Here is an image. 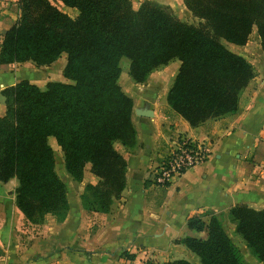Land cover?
<instances>
[{
	"label": "trees",
	"instance_id": "1",
	"mask_svg": "<svg viewBox=\"0 0 264 264\" xmlns=\"http://www.w3.org/2000/svg\"><path fill=\"white\" fill-rule=\"evenodd\" d=\"M60 1L76 13L49 0H17V18L0 39V63L42 65L65 53L61 73L68 81L48 80L40 87L20 79L0 89V181L16 179L14 204L30 222H40L47 212L62 219L67 209L48 136L61 150L72 179L80 180L86 162L98 177L79 195L85 209L106 212L119 197L126 161L113 142L128 148L135 143L132 100L117 81L120 57L128 59L127 74L135 82L178 59L165 100L195 126L234 112L240 90L255 75L246 58L221 39L244 44L254 27L264 52V0H181L195 22L153 0L136 7L130 0ZM227 216L249 252L264 264V207L235 203ZM186 224L195 230L206 227L205 237L179 239L199 264H247L215 215L206 222L189 216ZM143 264L196 263L175 258Z\"/></svg>",
	"mask_w": 264,
	"mask_h": 264
},
{
	"label": "crops",
	"instance_id": "2",
	"mask_svg": "<svg viewBox=\"0 0 264 264\" xmlns=\"http://www.w3.org/2000/svg\"><path fill=\"white\" fill-rule=\"evenodd\" d=\"M49 1L70 15L76 13L74 7L60 0ZM17 15V0H0V39ZM227 43L246 48L248 42ZM226 47L242 55L236 48ZM57 62L61 64L58 71H52ZM64 62L65 53L60 52L48 64L35 65L30 60L0 63V89L22 78L32 81L35 72L62 81ZM178 63L174 58L155 67L142 82L133 81L126 69L118 75L120 87L132 100L130 120L135 143L128 148L113 142L126 168L124 186L108 211L88 210L81 204L79 195L84 185L98 178L89 170L88 162L82 167L80 180L72 179L66 170L60 177L67 200L62 219L47 212L40 222H30L14 204V195L6 188L9 180L0 181V264H143L147 259L156 263L194 259L193 252L179 241L185 235L205 237L206 227L195 230L187 226V218L193 215L204 222L215 215L233 244L250 257L244 259L246 263L262 264L248 253L227 211L235 203L264 207V64H251L255 75L240 90L234 112L190 126L165 100ZM140 107H146L150 115L135 113ZM3 112L0 95V114ZM181 135L206 146V157L166 185L153 183L151 169ZM10 181L16 185L14 177Z\"/></svg>",
	"mask_w": 264,
	"mask_h": 264
},
{
	"label": "rangeland",
	"instance_id": "3",
	"mask_svg": "<svg viewBox=\"0 0 264 264\" xmlns=\"http://www.w3.org/2000/svg\"><path fill=\"white\" fill-rule=\"evenodd\" d=\"M140 2H135V3L131 2V4H132V6L136 7ZM160 4L169 6L175 15H177L179 18H181V19H183L185 21L195 22L196 19H197L196 17H193L190 14L189 10L186 9L185 6H183L182 3H180V4L160 3ZM221 41H222V43H224L229 48H234V49L236 48L237 50H239V52L242 53L244 58H246V60L250 64H264V52L261 50V48L259 46V40H258L256 31H254V30L250 31V33H249V35L247 37V40H246L248 42L246 48L235 47V46L229 45L227 43V41H225L223 39H221ZM246 41H245V43H246ZM118 63H119L120 71H124L126 69L125 72L127 73L128 59L126 57L122 56V57H120ZM60 65L61 64H59L58 62L53 64L51 66V70L57 72ZM22 69H25V68H22ZM11 70L13 71L14 68H12ZM60 75L62 76L61 68H60ZM48 78L49 77H47V78L46 77H41L39 74H37V72H35L34 76L30 77V79L33 81V83L34 82L37 83L38 85H40V87H43L45 82L50 80ZM22 79H24V78H22ZM32 81H30V82H32ZM62 81H68V79H66L65 77H62ZM47 140H48V143L50 144V146L52 148V152H53L54 169H55L57 175H59V178L60 177L63 178L64 177L63 176V172H66V171H65L64 165H63L61 150L59 149V147L57 146V144L55 143V141H54V139L52 137L47 138ZM8 180H7L8 182L6 184V188H9L11 190V192L14 193L13 189H14L15 185H12V181H10V179H8ZM242 251L239 250L241 257L243 259H245V260H248L250 257H248L246 252H242ZM248 253H250V252H248ZM191 254H192L194 259H189V260L191 262H193V263L199 264L197 256L194 253H191Z\"/></svg>",
	"mask_w": 264,
	"mask_h": 264
},
{
	"label": "built area",
	"instance_id": "4",
	"mask_svg": "<svg viewBox=\"0 0 264 264\" xmlns=\"http://www.w3.org/2000/svg\"><path fill=\"white\" fill-rule=\"evenodd\" d=\"M206 155L207 148L202 143L186 136H178L160 162L151 169L152 182L166 185L187 168L201 162Z\"/></svg>",
	"mask_w": 264,
	"mask_h": 264
},
{
	"label": "water",
	"instance_id": "5",
	"mask_svg": "<svg viewBox=\"0 0 264 264\" xmlns=\"http://www.w3.org/2000/svg\"><path fill=\"white\" fill-rule=\"evenodd\" d=\"M134 112L142 116H148L151 113L148 109H146V107H140L138 109H134Z\"/></svg>",
	"mask_w": 264,
	"mask_h": 264
}]
</instances>
